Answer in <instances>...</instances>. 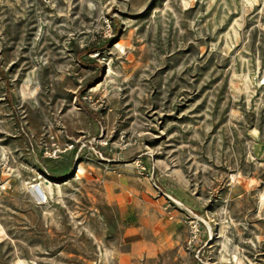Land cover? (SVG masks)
I'll use <instances>...</instances> for the list:
<instances>
[{
    "label": "rangeland",
    "instance_id": "obj_1",
    "mask_svg": "<svg viewBox=\"0 0 264 264\" xmlns=\"http://www.w3.org/2000/svg\"><path fill=\"white\" fill-rule=\"evenodd\" d=\"M0 264H264V0H0Z\"/></svg>",
    "mask_w": 264,
    "mask_h": 264
},
{
    "label": "bare ground",
    "instance_id": "obj_2",
    "mask_svg": "<svg viewBox=\"0 0 264 264\" xmlns=\"http://www.w3.org/2000/svg\"><path fill=\"white\" fill-rule=\"evenodd\" d=\"M83 170H84V169H83ZM79 172H83V171H82V167L80 168ZM78 175H79V173H78Z\"/></svg>",
    "mask_w": 264,
    "mask_h": 264
}]
</instances>
